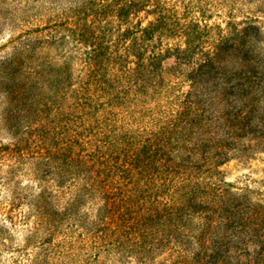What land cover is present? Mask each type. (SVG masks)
<instances>
[{
    "label": "trees",
    "instance_id": "obj_1",
    "mask_svg": "<svg viewBox=\"0 0 264 264\" xmlns=\"http://www.w3.org/2000/svg\"><path fill=\"white\" fill-rule=\"evenodd\" d=\"M55 21L0 59V260L264 264V202L223 174L264 155V0H82Z\"/></svg>",
    "mask_w": 264,
    "mask_h": 264
},
{
    "label": "rangeland",
    "instance_id": "obj_2",
    "mask_svg": "<svg viewBox=\"0 0 264 264\" xmlns=\"http://www.w3.org/2000/svg\"><path fill=\"white\" fill-rule=\"evenodd\" d=\"M80 1L82 0H0V59L12 51V46L7 45L10 38L22 35L27 30L42 29L44 26L48 27L54 24L55 19L74 8ZM4 2L5 5L3 6ZM251 6L255 7V2H252ZM46 32L44 33L46 34ZM50 55H54L53 52ZM77 58V56L74 58L76 69L79 68L76 63ZM55 60L57 59L55 58L54 62ZM3 106V102L0 100V118ZM0 137L9 138L8 132L6 130L1 131ZM223 174L234 191L239 193L249 191L256 201L264 202V155H258L246 161L234 160L223 168ZM25 181L27 182V178ZM24 230L25 227L19 225L17 230L11 232L14 249L20 248L21 250L25 246L26 236L32 237L34 235L33 231ZM31 239L32 244L37 246L38 242H35L33 238ZM40 240L41 236L38 238V241ZM34 246L28 249L32 257L39 250ZM9 255L1 259L0 264H7L10 259ZM15 255L18 256L19 252H16ZM109 262L108 264H111Z\"/></svg>",
    "mask_w": 264,
    "mask_h": 264
}]
</instances>
